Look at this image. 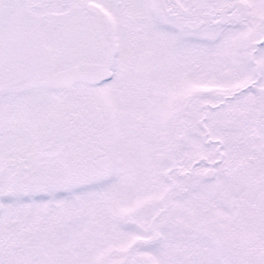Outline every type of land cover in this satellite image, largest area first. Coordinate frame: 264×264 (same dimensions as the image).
I'll use <instances>...</instances> for the list:
<instances>
[{"label":"snow or ice","instance_id":"snow-or-ice-1","mask_svg":"<svg viewBox=\"0 0 264 264\" xmlns=\"http://www.w3.org/2000/svg\"><path fill=\"white\" fill-rule=\"evenodd\" d=\"M0 264H264V0H0Z\"/></svg>","mask_w":264,"mask_h":264}]
</instances>
